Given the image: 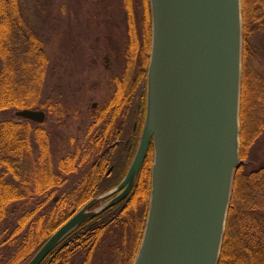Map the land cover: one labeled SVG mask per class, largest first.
<instances>
[{"label":"trees","instance_id":"1","mask_svg":"<svg viewBox=\"0 0 264 264\" xmlns=\"http://www.w3.org/2000/svg\"><path fill=\"white\" fill-rule=\"evenodd\" d=\"M122 4L128 15L127 71L129 75L133 71V78L128 77L125 89L118 87L107 107L93 116L90 130L95 126L100 130L102 124V133L95 132L88 145L75 153L53 159L47 119L43 124L0 121V264H27L74 213L112 189L103 175L114 163L113 147L108 146L113 136L117 140L123 119L130 140L124 172L132 162L140 134L131 133V127L136 121L141 129L146 107L142 84L147 76L151 15L149 0H144L140 17L133 0ZM27 11L23 0H0L1 114L41 111L45 105L40 99L48 59L37 31L27 21ZM241 15L240 166L233 176L217 264H264V160L248 169L250 151L264 133V72L259 70L263 50L257 44L264 35V0H241ZM152 153L150 147L129 195L81 224L41 264H132L148 213ZM78 169L84 182L56 197ZM107 200L97 201L92 209Z\"/></svg>","mask_w":264,"mask_h":264},{"label":"water","instance_id":"2","mask_svg":"<svg viewBox=\"0 0 264 264\" xmlns=\"http://www.w3.org/2000/svg\"><path fill=\"white\" fill-rule=\"evenodd\" d=\"M146 112L122 182L62 224L27 264L124 200L153 148L149 206L132 264H217L240 166L241 0H149ZM37 124L45 113L21 110ZM116 196L96 209L97 201Z\"/></svg>","mask_w":264,"mask_h":264},{"label":"rangeland","instance_id":"3","mask_svg":"<svg viewBox=\"0 0 264 264\" xmlns=\"http://www.w3.org/2000/svg\"><path fill=\"white\" fill-rule=\"evenodd\" d=\"M23 1L27 21L37 31L48 59L40 99L45 105L38 110L46 112L50 151L52 158L58 159L75 153L81 142L86 144L99 132V126L89 128L93 116L107 107L118 87L125 89L128 77L133 78V71L132 75L127 71L128 15L122 0ZM133 3L140 17L144 0ZM257 44L263 50L259 70L264 72V35ZM8 118L21 120L15 112L0 113V121ZM139 125L135 121L131 133L140 134ZM249 157L248 169L264 160V133ZM82 173L70 175L55 196L72 189Z\"/></svg>","mask_w":264,"mask_h":264},{"label":"flooded vegetation","instance_id":"4","mask_svg":"<svg viewBox=\"0 0 264 264\" xmlns=\"http://www.w3.org/2000/svg\"><path fill=\"white\" fill-rule=\"evenodd\" d=\"M144 83L142 84V89L145 87L143 89V91L145 90V92H146V80ZM145 102H146V100H145ZM145 112H146V107H145ZM144 119H145V114H144L143 123H142L141 129H140V132L142 131ZM122 125H123L122 131L121 132L119 131V134L117 136V140H116V137L113 136L112 141L110 140V144L111 143L112 144L108 146V149H110V148L112 149V147H113V151L110 153L114 155V158H115L114 163L107 170H105L104 175H103L105 178H108L109 184H107V186H111L112 189H115L116 187H118V185L122 182L124 176L126 175V173L128 171V168H129L128 167L126 172H124V169L126 166V156L128 154L127 152L129 150L130 140H129V135H128L129 129L126 130L127 124H126L124 119H123ZM88 131H89V129H88ZM103 131H104V126H102V124H101L99 132L102 133ZM87 142H89V139H87ZM86 145H88V144H85L83 142L80 143L81 147H83V146L85 147ZM107 153H109V152H107ZM152 160H153V157H152ZM144 162H145V160H144ZM144 162H143V164H144ZM143 164H142V167H143ZM129 166H130V164H129ZM142 167H141V169H142ZM141 169H140V171H141ZM148 170H149V174H150V185H151L152 161H151L150 169H148ZM78 172L82 173V170L78 169ZM81 175L79 176V183L80 184L84 182V178H85L83 176V173ZM115 196H116V194L114 196H112L111 198H109L108 200H111Z\"/></svg>","mask_w":264,"mask_h":264}]
</instances>
